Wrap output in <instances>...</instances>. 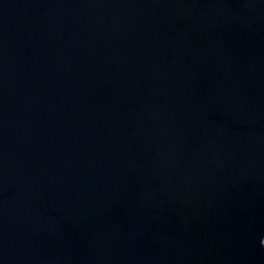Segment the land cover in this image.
<instances>
[{
  "label": "water",
  "instance_id": "water-1",
  "mask_svg": "<svg viewBox=\"0 0 264 264\" xmlns=\"http://www.w3.org/2000/svg\"><path fill=\"white\" fill-rule=\"evenodd\" d=\"M0 264H264V0H0Z\"/></svg>",
  "mask_w": 264,
  "mask_h": 264
}]
</instances>
